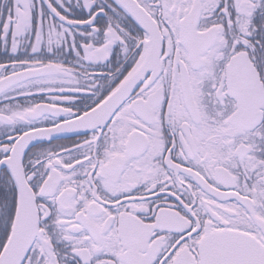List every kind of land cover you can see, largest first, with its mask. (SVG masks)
Segmentation results:
<instances>
[{
  "label": "snow or ice",
  "instance_id": "obj_1",
  "mask_svg": "<svg viewBox=\"0 0 264 264\" xmlns=\"http://www.w3.org/2000/svg\"><path fill=\"white\" fill-rule=\"evenodd\" d=\"M0 264H264V0H0Z\"/></svg>",
  "mask_w": 264,
  "mask_h": 264
}]
</instances>
